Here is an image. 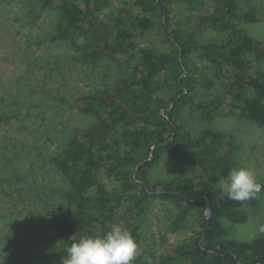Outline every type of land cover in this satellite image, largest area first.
<instances>
[{"label": "trees", "instance_id": "trees-1", "mask_svg": "<svg viewBox=\"0 0 264 264\" xmlns=\"http://www.w3.org/2000/svg\"><path fill=\"white\" fill-rule=\"evenodd\" d=\"M13 1L0 0V5ZM113 1L23 0L19 8L29 27L51 17L49 31L25 36L27 47L49 53L37 57L43 68L38 84L26 87L19 78L14 89L0 92V127L13 132L0 135V208L8 209L0 212V234L18 225L56 232L54 244L44 249L17 250L41 264H62L57 250L66 240L104 233L113 223L125 225L136 240L134 264H264V236L240 240L230 232L259 207L264 182L259 180L261 192L245 203L217 187L218 177L236 165L240 143L233 132L210 127L218 116H234L264 130V42L240 24L261 21L264 5L180 0L196 14L189 22L171 24V0H131L137 11L108 12ZM152 29L168 49L139 46ZM208 31L222 35L212 39ZM105 59L117 68L110 86H92L76 96L67 94L61 82L46 89L68 65ZM197 61L212 69L221 93L213 94L214 79ZM67 107L86 118L83 127L71 123ZM198 122L209 126L200 128ZM166 152L190 174L157 182L159 191L146 176ZM101 168L119 182L117 188L109 190L98 179ZM39 171L54 180H39ZM4 196L11 208L1 205L8 201ZM156 197L175 207L168 226L172 232L187 224L191 209L201 218L189 241L157 257L143 230Z\"/></svg>", "mask_w": 264, "mask_h": 264}, {"label": "rangeland", "instance_id": "rangeland-1", "mask_svg": "<svg viewBox=\"0 0 264 264\" xmlns=\"http://www.w3.org/2000/svg\"><path fill=\"white\" fill-rule=\"evenodd\" d=\"M254 2H261L264 5V0H252ZM23 0H14L10 4L5 3L4 6L0 5V92L9 91L14 89L16 79H19L21 84L27 87L28 84H38L42 80L43 68L38 63L37 57H46L49 53L41 47L35 49L33 46L27 47L25 36L37 35L47 32L51 28V17L44 16L34 26L29 27L25 25V21L21 19L19 8L23 7ZM170 9L171 24L174 22L185 23L189 22L196 12H191L180 0H171L168 4ZM120 7L135 8L131 0H114L110 8L107 10L115 11ZM156 21L159 17H155ZM245 29L254 36L258 37L264 42V14L262 19L256 23L242 22L240 23ZM212 39H218L222 34L218 32L208 31L206 33ZM139 46H154L160 49H168V45L161 39V35L155 29L149 30L139 39ZM57 51H64L70 53L65 48L56 47ZM56 51V52H57ZM55 52V51H54ZM37 62V63H36ZM201 69L207 71L212 77L213 71L207 65L201 64L197 61ZM67 72L63 74H56L55 79H51L46 89H50L53 84H61L65 92L71 95H78L82 90L85 92L92 86L106 88L110 86L111 82L116 76V67L109 60H103L95 65L88 62H79L76 64L68 65ZM56 72V71H55ZM214 86L213 94L221 93V86L217 79L213 76ZM82 91V92H83ZM163 91L162 94L167 96L169 92ZM65 114L71 117V123L76 127H83L87 120L74 110L67 107L64 110ZM184 116L189 118L188 112H184ZM198 127L209 126L206 123H197ZM211 128L224 129L233 132L239 141V149L235 156L236 165H245L250 167L256 174L258 180L264 182V130L257 127L253 123L234 116H218L216 117ZM7 134L6 137L13 135L11 128L0 127V135ZM11 162V161H10ZM42 161H38L40 164ZM20 167L18 161L15 164ZM42 171V170H41ZM38 173L39 180L47 181L48 179L54 180L52 175L47 173ZM46 174L45 177H41ZM176 174H190L187 167L176 161L175 157L169 152L161 154L157 161L149 168L146 179L151 183L150 187L155 190H161L160 184L163 179H167ZM98 179L109 189L113 190L119 186V182L113 178L104 168H101L97 173ZM56 181V179H55ZM0 197L2 195L0 194ZM5 197V196H4ZM8 200L2 203L6 207L11 208V199L5 197L3 200ZM5 212L8 209H2ZM175 212L174 205L168 200L161 198H154L148 210V222L143 228L149 237L148 243L153 253L157 257L162 251L175 246L176 244L189 241L199 230V223L201 218L196 209L189 211L188 222L185 226L172 232L168 226ZM264 223V194L261 197L259 207L249 219L241 224L235 225L230 229L231 236L240 240H251L252 234L255 232L257 226ZM229 226V223L226 222ZM29 232V233H28ZM24 234H29L27 240L24 241ZM57 235L54 231H32L21 225L13 227L9 231H4L0 234V247L3 246V251H0V259L3 258V264H41L37 261L30 260L25 254L17 255L18 251H23L24 246H31L35 249H44L49 245L54 244ZM157 261V259H156Z\"/></svg>", "mask_w": 264, "mask_h": 264}, {"label": "clouds", "instance_id": "clouds-1", "mask_svg": "<svg viewBox=\"0 0 264 264\" xmlns=\"http://www.w3.org/2000/svg\"><path fill=\"white\" fill-rule=\"evenodd\" d=\"M217 187L222 191L226 189L227 197L240 203L255 198L262 190L254 171L245 165L230 167L226 175L218 177ZM257 235L264 236V223L257 226L251 238L255 239ZM4 244L5 241L0 247L3 253ZM57 251L62 253V264H134L139 249L130 230L121 223H113L104 233L68 239ZM3 258L0 264H3Z\"/></svg>", "mask_w": 264, "mask_h": 264}, {"label": "water", "instance_id": "water-1", "mask_svg": "<svg viewBox=\"0 0 264 264\" xmlns=\"http://www.w3.org/2000/svg\"><path fill=\"white\" fill-rule=\"evenodd\" d=\"M161 111L163 112V110H161ZM152 147H154V146H152ZM151 157H152V152L149 155V158H151ZM189 201H191V200L189 199ZM210 213H211V208H210L209 203H207L206 207L204 208V214H205L206 217H209Z\"/></svg>", "mask_w": 264, "mask_h": 264}]
</instances>
